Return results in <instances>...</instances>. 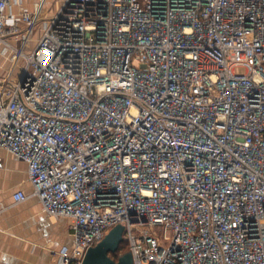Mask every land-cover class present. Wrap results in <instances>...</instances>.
I'll return each instance as SVG.
<instances>
[{
    "label": "built area",
    "instance_id": "1",
    "mask_svg": "<svg viewBox=\"0 0 264 264\" xmlns=\"http://www.w3.org/2000/svg\"><path fill=\"white\" fill-rule=\"evenodd\" d=\"M23 4L0 0V148L11 204L70 220L54 264L117 223L132 264H264V0Z\"/></svg>",
    "mask_w": 264,
    "mask_h": 264
},
{
    "label": "crops",
    "instance_id": "2",
    "mask_svg": "<svg viewBox=\"0 0 264 264\" xmlns=\"http://www.w3.org/2000/svg\"><path fill=\"white\" fill-rule=\"evenodd\" d=\"M0 157V264H54L56 252L70 242V220L47 214L33 196L11 204L16 189L30 190L26 163L1 148Z\"/></svg>",
    "mask_w": 264,
    "mask_h": 264
},
{
    "label": "water",
    "instance_id": "3",
    "mask_svg": "<svg viewBox=\"0 0 264 264\" xmlns=\"http://www.w3.org/2000/svg\"><path fill=\"white\" fill-rule=\"evenodd\" d=\"M123 231L124 225L121 223L112 226L102 239L86 249L81 264H132L129 250L120 254L117 259L109 255L116 252L120 243L124 241Z\"/></svg>",
    "mask_w": 264,
    "mask_h": 264
},
{
    "label": "trees",
    "instance_id": "4",
    "mask_svg": "<svg viewBox=\"0 0 264 264\" xmlns=\"http://www.w3.org/2000/svg\"><path fill=\"white\" fill-rule=\"evenodd\" d=\"M123 242L126 244V248L124 249V245H123ZM123 242L120 243L119 247H118V250L114 253H109V255L113 258V259H117V257L124 253L125 251L128 250V245H127V242L124 240Z\"/></svg>",
    "mask_w": 264,
    "mask_h": 264
},
{
    "label": "rangeland",
    "instance_id": "5",
    "mask_svg": "<svg viewBox=\"0 0 264 264\" xmlns=\"http://www.w3.org/2000/svg\"><path fill=\"white\" fill-rule=\"evenodd\" d=\"M29 0H26V2H28ZM56 0H46V5L49 7V6H51L52 7V5H53V3L55 2ZM235 70L236 71H242V68H240V67H236L235 68ZM155 232H158L159 230H158V227H156L155 228V230H154ZM123 245H124V249L126 248V244L123 242Z\"/></svg>",
    "mask_w": 264,
    "mask_h": 264
}]
</instances>
